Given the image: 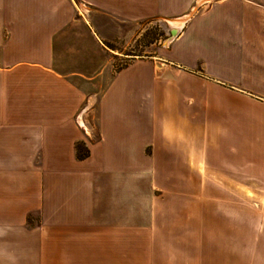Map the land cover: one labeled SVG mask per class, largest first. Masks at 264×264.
<instances>
[{
    "label": "crops",
    "instance_id": "0c3cea01",
    "mask_svg": "<svg viewBox=\"0 0 264 264\" xmlns=\"http://www.w3.org/2000/svg\"><path fill=\"white\" fill-rule=\"evenodd\" d=\"M141 1L0 0V264H264V217L177 232L164 211L206 224L196 193L264 191V0H214L147 58L137 19L196 0Z\"/></svg>",
    "mask_w": 264,
    "mask_h": 264
},
{
    "label": "rangeland",
    "instance_id": "374dc122",
    "mask_svg": "<svg viewBox=\"0 0 264 264\" xmlns=\"http://www.w3.org/2000/svg\"><path fill=\"white\" fill-rule=\"evenodd\" d=\"M214 0H196L192 5L191 9L186 12L184 16L179 18L162 16V15H151L141 19H137L135 22V29H133V39L132 44L129 48L126 49L127 52H131L133 57H154L157 55L159 50L169 46L171 42L168 41L173 37L172 32L176 30L171 22L173 20H182L183 25L178 28L177 32H180L182 28L186 25L188 20L192 18L195 14L202 11L210 2ZM189 0H142L141 6H133V11H147L152 13L160 9H166L173 4L175 11L183 8ZM168 43V44H166ZM120 50L123 48L117 47ZM128 59H118L117 67H124L127 65ZM83 132V131H82ZM84 140L78 141L75 144V149L77 144H83L85 150H89V143L91 140H96V134L91 132L90 137H87L85 132H83ZM88 141H87V140ZM89 142V143H88ZM77 155V151H76ZM78 159V158H77ZM215 183L219 184V178L212 179ZM154 178H148V186H154ZM245 181V190L243 192H229V193H211V194H195V206L198 210L199 207L203 205L207 206L206 209V224L203 223V210H198L197 215L199 218H196V222L193 223L194 219V209L192 211L187 210V198H184L177 208L169 209L165 208V216L167 214L174 217V220L179 219V225L173 226V231L177 232H252L257 231L259 226L257 223V218L264 217V191L251 192L247 191L246 187H251V179L246 178ZM248 183V184H246ZM250 185V186H248ZM248 188V189H249ZM154 189V187H153ZM153 195L156 196L154 200H164V202H170L172 199V194H164L155 189L153 192L148 194V202ZM163 195V196H162ZM170 196V198H169ZM210 201V202H209ZM210 203V206H209ZM167 204V203H166ZM150 204L148 203V214L150 213ZM172 210H175L173 212ZM173 212L174 215L171 213ZM190 212V215H189ZM192 216V217H191ZM208 216V218H207ZM210 216V217H209ZM36 219V218H35ZM191 220V226L188 227V222ZM32 222V220H31ZM33 223V222H32ZM31 226H35L30 225ZM150 231V230H148Z\"/></svg>",
    "mask_w": 264,
    "mask_h": 264
},
{
    "label": "trees",
    "instance_id": "16d2710c",
    "mask_svg": "<svg viewBox=\"0 0 264 264\" xmlns=\"http://www.w3.org/2000/svg\"><path fill=\"white\" fill-rule=\"evenodd\" d=\"M76 151H77V158L79 160H84L89 157V153L87 150H85L83 144H77L76 145Z\"/></svg>",
    "mask_w": 264,
    "mask_h": 264
},
{
    "label": "bare ground",
    "instance_id": "6f19581e",
    "mask_svg": "<svg viewBox=\"0 0 264 264\" xmlns=\"http://www.w3.org/2000/svg\"><path fill=\"white\" fill-rule=\"evenodd\" d=\"M171 24L176 30H179L178 28H180L183 25L182 23L175 22V21H172Z\"/></svg>",
    "mask_w": 264,
    "mask_h": 264
},
{
    "label": "water",
    "instance_id": "95a60500",
    "mask_svg": "<svg viewBox=\"0 0 264 264\" xmlns=\"http://www.w3.org/2000/svg\"><path fill=\"white\" fill-rule=\"evenodd\" d=\"M178 33H179V32H177V30H173V32H172V36H173V37L168 41V43H169V42H172V41L174 40V38L177 37ZM168 43H166V44H168Z\"/></svg>",
    "mask_w": 264,
    "mask_h": 264
}]
</instances>
